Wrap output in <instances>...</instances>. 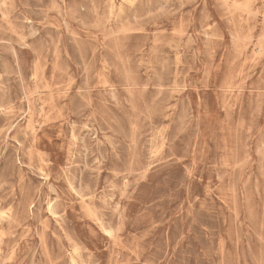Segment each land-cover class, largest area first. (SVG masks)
<instances>
[{
    "label": "rangeland",
    "instance_id": "374dc122",
    "mask_svg": "<svg viewBox=\"0 0 264 264\" xmlns=\"http://www.w3.org/2000/svg\"><path fill=\"white\" fill-rule=\"evenodd\" d=\"M73 263L264 264V0H0V264Z\"/></svg>",
    "mask_w": 264,
    "mask_h": 264
},
{
    "label": "bare ground",
    "instance_id": "6f19581e",
    "mask_svg": "<svg viewBox=\"0 0 264 264\" xmlns=\"http://www.w3.org/2000/svg\"><path fill=\"white\" fill-rule=\"evenodd\" d=\"M256 2V1H255ZM3 6V5H2ZM95 13V12H94ZM1 17H2V15H1ZM2 19H3V17H2ZM110 19V18H109ZM67 27V26H66ZM31 28V27H30ZM67 29V28H66ZM32 30V29H31ZM34 31V30H33ZM67 32V31H66ZM32 35V34H31ZM210 38V37H209ZM251 38V37H250ZM245 40V39H244ZM171 43V42H170ZM174 43V42H173ZM175 45V44H174ZM176 46H177V44H176ZM177 48V47H176ZM171 50V49H170ZM178 50V49H177ZM15 63V62H14ZM17 66V65H16ZM36 74V73H35ZM128 92H129V90H128ZM24 95V94H23ZM113 98V97H112ZM41 101V100H40ZM126 101V100H125ZM31 106V105H30ZM25 167H27V166H25ZM73 184V183H72ZM7 212V211H6ZM3 215H4V213H3ZM74 264V263H73Z\"/></svg>",
    "mask_w": 264,
    "mask_h": 264
}]
</instances>
